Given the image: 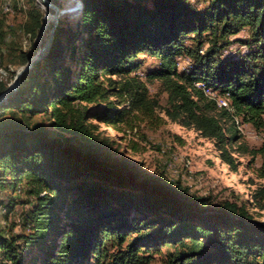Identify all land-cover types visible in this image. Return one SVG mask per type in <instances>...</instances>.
I'll use <instances>...</instances> for the list:
<instances>
[{"label": "trees", "instance_id": "obj_1", "mask_svg": "<svg viewBox=\"0 0 264 264\" xmlns=\"http://www.w3.org/2000/svg\"><path fill=\"white\" fill-rule=\"evenodd\" d=\"M55 1L48 0L62 10ZM77 1L78 16L58 20L49 48L17 88L0 80V98L8 94L0 102V188L26 181L36 196L21 215L26 233L10 238L0 230V264H26L31 250L41 264H146L164 248L168 264H264V223L245 205L214 209L209 198L148 173L88 117L115 128L134 112L153 114L158 103L137 74V56L146 54L158 61L144 77L167 94L165 116L213 140L235 171L234 154L249 149L226 122L240 116L264 133V0H210L202 10L187 0ZM43 22L33 7L24 29L35 39ZM244 28L250 37L237 43L246 54L221 61L228 38ZM35 54L19 52L20 67ZM182 57L191 70L178 69ZM196 83L226 97L230 109ZM111 92L117 102L103 105ZM38 115L49 127L32 123ZM252 154L264 164V147ZM252 198L264 211V187Z\"/></svg>", "mask_w": 264, "mask_h": 264}, {"label": "rangeland", "instance_id": "obj_2", "mask_svg": "<svg viewBox=\"0 0 264 264\" xmlns=\"http://www.w3.org/2000/svg\"><path fill=\"white\" fill-rule=\"evenodd\" d=\"M187 1L198 10H202L210 2V0ZM55 2L62 10L67 11L58 17L57 22L71 20L78 16L80 11L72 12L75 5L79 3L77 0H56ZM33 7L43 13L44 21L35 39H32L24 29ZM54 16L55 12L41 4L40 0H0V80L8 87L14 84L16 73L21 68L19 52L35 51L36 54H40L55 24ZM45 18H51V20L46 24ZM249 37L248 28L230 36L228 47L222 52L221 61L243 57L248 48L241 46L237 41L248 40ZM185 43L193 44L191 39H187ZM205 48L206 46L200 51L201 55L204 54ZM137 59L141 62L137 71L138 77L145 83L149 98L158 103L153 114L134 112L129 116L127 124L115 128L91 120L92 113L88 116L90 122L97 124L98 132L102 136L113 141V148L117 149L121 156L137 162L148 173L160 176L172 184L179 183L190 195L209 198L211 207L214 209H221L225 203L245 205L253 221L264 223V211L252 198L257 189L264 187L263 159L258 154H252L264 147V133L244 122L240 116L235 119L241 131L237 129L235 120L233 123L226 122L225 130L236 128L241 135L239 142L249 149L246 153L234 154L238 165L235 171L231 170L219 159V152L213 140L202 138L193 129L182 127L165 116L167 94L158 81H146L144 77L158 67V61L146 54H139ZM177 61L180 71H189L193 68L192 60L187 57L179 58ZM109 101L117 102L114 92H111L107 101L102 104L106 105ZM86 106L92 108L95 105ZM5 117L6 115L2 116V118ZM32 123L49 127L50 120L47 116L38 115ZM11 180V176L6 179V181ZM1 186L0 230L5 233L4 236L18 237L26 233L21 222V215L32 209L36 196L29 194L31 186L26 181L11 186L2 183ZM70 197L75 198L74 195ZM261 203L263 204L264 200ZM8 205L11 206L7 210ZM148 216L151 217V214ZM165 251H167L166 248L163 249L162 254L153 255L146 264H168ZM24 256L26 264H41L43 260L38 250L25 251Z\"/></svg>", "mask_w": 264, "mask_h": 264}, {"label": "water", "instance_id": "obj_3", "mask_svg": "<svg viewBox=\"0 0 264 264\" xmlns=\"http://www.w3.org/2000/svg\"><path fill=\"white\" fill-rule=\"evenodd\" d=\"M41 3H43L47 8L52 9L55 12V16H54V20H55V24L53 26V29L50 32L49 35V39L46 43V45L44 46V48L41 50L40 54H36L24 67L20 68L19 71L16 73V77L14 79V84L12 86L9 87L10 90H15L19 84V78L21 77V75H23L24 73H26L28 70H30L33 65L42 58V56L44 55V53L46 52V50L49 48L50 44H51V40H52V33L54 31V28L56 26L57 23V19L61 14H64L65 10H59L56 6L50 4L47 0H40ZM81 10V4L77 7H75V9L73 11H80ZM72 11V12H73ZM8 97V94H5L4 96H2L0 98V102L5 100Z\"/></svg>", "mask_w": 264, "mask_h": 264}, {"label": "built area", "instance_id": "obj_4", "mask_svg": "<svg viewBox=\"0 0 264 264\" xmlns=\"http://www.w3.org/2000/svg\"><path fill=\"white\" fill-rule=\"evenodd\" d=\"M0 75H1V71H0ZM195 87L197 89L201 90L206 97L213 99L219 108L230 109L228 99L226 97L217 96L216 93L212 92L211 89L208 88L204 83H196ZM234 120L236 122L237 129L239 131H241V127H240L238 121L235 118H234Z\"/></svg>", "mask_w": 264, "mask_h": 264}, {"label": "bare ground", "instance_id": "obj_5", "mask_svg": "<svg viewBox=\"0 0 264 264\" xmlns=\"http://www.w3.org/2000/svg\"><path fill=\"white\" fill-rule=\"evenodd\" d=\"M77 3V2H76ZM42 4V3H41ZM80 5V3H77L76 5H75V7H77V6H79ZM75 7L73 8V9H75ZM73 11V10H72ZM51 17V16H50ZM51 20V18H45V23L47 24L49 21Z\"/></svg>", "mask_w": 264, "mask_h": 264}]
</instances>
